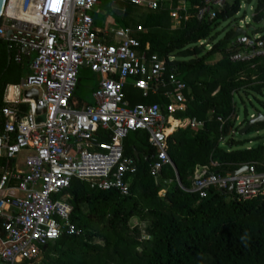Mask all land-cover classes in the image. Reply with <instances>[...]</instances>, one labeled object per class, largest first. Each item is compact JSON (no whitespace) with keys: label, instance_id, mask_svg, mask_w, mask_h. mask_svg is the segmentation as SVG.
Segmentation results:
<instances>
[{"label":"built area","instance_id":"obj_1","mask_svg":"<svg viewBox=\"0 0 264 264\" xmlns=\"http://www.w3.org/2000/svg\"><path fill=\"white\" fill-rule=\"evenodd\" d=\"M165 1L112 0L147 10H156ZM227 1L203 0L196 18H215V10ZM98 2L3 1L0 39L13 62L27 61L28 72L18 84L6 86L0 106V264H43V247L63 233L79 234L70 220L65 193L72 179L95 190L129 193L137 170L134 159L123 152L129 133H147L154 150L150 175L157 176L164 166H173L166 153L171 121L177 123L175 129L203 127V121L178 117L186 111L187 87L177 76L175 56L141 50L136 37L144 30L140 26L100 35L91 16ZM186 10L184 1L171 8L175 26L187 18ZM249 22L247 17L239 20L245 26ZM228 51L232 62L262 56L264 34H239ZM82 68L100 79L92 91L94 103L79 106L75 91ZM127 83L143 98L158 95L162 102L132 105L126 97ZM26 90H36L37 98L24 97ZM9 91L12 98H7ZM258 165L243 164L246 170L235 176L231 171L219 174L195 168L189 187L179 186L203 198L209 188L225 191L232 181L233 197L249 201L264 196V171Z\"/></svg>","mask_w":264,"mask_h":264},{"label":"trees","instance_id":"obj_2","mask_svg":"<svg viewBox=\"0 0 264 264\" xmlns=\"http://www.w3.org/2000/svg\"><path fill=\"white\" fill-rule=\"evenodd\" d=\"M179 1L188 6L187 18L172 28L170 10ZM241 1H227L211 20L196 18L203 0H166L156 10L128 6L130 18L119 21L144 29L136 34L141 50L176 58L177 76L187 87L186 111L178 117L195 118L204 124L201 129L186 126L168 135L166 153L173 166H164L157 176L150 175L153 149L147 133H129L123 140V151L134 159L137 170L127 195L95 190L85 181L72 179L65 193L70 220L79 234L63 233L48 243L43 249V264H264V196L239 201L209 188L201 198L179 186L189 187L193 170L200 167L225 174L257 162V169L264 171L263 144L237 150L228 139L233 129L234 95L264 86V55L230 61L234 29L209 44L210 49L205 46L218 21L236 14ZM251 23L258 26L253 31L264 32V0H256ZM201 40L205 43L182 51ZM202 47L207 49L204 53ZM24 72L25 66L12 61L6 42L0 39V106L6 86L18 84ZM79 84L80 78L75 94ZM126 97L132 104L162 102L158 95L141 98L132 88L127 89ZM161 190L163 195L158 194ZM132 218L145 226H132Z\"/></svg>","mask_w":264,"mask_h":264},{"label":"rangeland","instance_id":"obj_3","mask_svg":"<svg viewBox=\"0 0 264 264\" xmlns=\"http://www.w3.org/2000/svg\"><path fill=\"white\" fill-rule=\"evenodd\" d=\"M102 6L100 7L98 13L95 15L96 19V27L98 28H108V27H118L122 25V23L118 20L120 14L115 12L114 6L111 4V0H100ZM120 5V3H117ZM256 4V0H242L241 8L238 12L231 17L218 21L216 27L210 34V37L206 38V43L214 44L218 40L222 39L231 29H236L239 27L241 30L245 31L247 35H252L253 28L257 29V25L249 22V26L241 25L239 20H243L244 17L251 20V16L253 14V7ZM130 5H125L126 9ZM130 8V7H129ZM128 8V10H129ZM123 19H129L131 13L127 11L126 14L121 15ZM134 18L136 14L133 15ZM241 26V27H240ZM258 34H263L264 32L256 30ZM195 47H198V43L193 42L184 47L182 51L191 50ZM201 53H204L207 49L202 47ZM185 58V57H184ZM188 58V57H187ZM216 56L214 55L212 59L214 60ZM211 60V59H210ZM25 73L23 74V77ZM82 80L79 85V88L76 93L77 100L81 105L92 103V87L93 83L90 80L91 74L87 70H82L81 73ZM7 98H12V91L6 92ZM235 102V112L234 116H232L233 120V129L238 130L242 128L251 116L256 114L264 115V86L260 87L258 90L252 88H246L240 90L234 95ZM133 135V132L130 133ZM228 139L232 141V149L244 150L253 148L259 144L264 145V123H260L252 126L245 134L238 135L230 134ZM23 157V156H19ZM159 195L164 194V190H161ZM131 225H139L142 229L145 226V223H140L137 218L131 219Z\"/></svg>","mask_w":264,"mask_h":264},{"label":"crops","instance_id":"obj_4","mask_svg":"<svg viewBox=\"0 0 264 264\" xmlns=\"http://www.w3.org/2000/svg\"><path fill=\"white\" fill-rule=\"evenodd\" d=\"M118 3H120V2H118ZM111 4L114 6V8H115V12L117 13V14H120V16L118 17V20H125V19H123V16H121V15H123V14H126V7H125V5H129V4H124V3H120V5H118V4H116V3H113L112 2V0H111ZM102 6V3H100V0H99V2H98V4L94 7V9L92 10V12H91V16H92V19H93V28L100 34V35H102L103 33H105V32H109L110 30H113V29H115V28H118V27H124V25H120V26H118V27H108V28H98V27H96V19H95V15L98 13V11H99V9H100V7ZM134 6V5H133ZM121 22V21H120ZM129 27H133V26H129ZM177 26H175V25H173L172 26V28H176ZM134 28V27H133ZM27 61H23L22 63H20V65H23V66H25V75L27 74V72H28V67H27ZM82 70H87L88 72H90V74H91V77H90V80L89 81H92V83H93V87H92V91L95 89V86H96V84H97V80L98 79H100V76H98V75H96V74H94V73H92L90 70H88L87 68H82V69H80V71H79V74H78V80H79V78H80V83H81V80H82V76H81V73H82ZM23 73V74H24ZM23 74H22V76H21V78H23ZM80 85V84H79ZM134 89L133 88V86L130 84V83H127L126 84V86H125V92L127 91V89ZM135 91H137L136 89H134ZM139 92V91H138ZM139 94H140V92H139ZM75 96H76V94H75ZM140 96H141V94H140ZM141 98H142V96H141ZM128 99V98H127ZM92 103H88V104H93L94 103V99L92 98ZM129 100V99H128ZM76 101H77V103H78V105L79 106H84V105H86V104H83V105H81L80 104V102L77 100V97H76ZM129 102H130V100H129ZM131 103V102H130ZM132 104V103H131ZM135 104H137V103H135ZM133 105V104H132ZM23 106V105H22ZM174 122V121H173ZM176 123V122H175ZM170 127H172V122H171V125H170ZM170 127H168V128H170ZM178 129V128H177ZM174 130H176L175 128H173V130L172 131H170V132H168V130H167V132H168V135L171 133V132H173ZM154 151V150H153ZM124 152V151H123ZM136 152V151H135Z\"/></svg>","mask_w":264,"mask_h":264},{"label":"water","instance_id":"obj_5","mask_svg":"<svg viewBox=\"0 0 264 264\" xmlns=\"http://www.w3.org/2000/svg\"><path fill=\"white\" fill-rule=\"evenodd\" d=\"M3 1L4 0H0V12L2 9ZM244 33H245L244 31L240 30L239 28H236L235 32L233 34V37H236L239 34H244ZM24 97H33L36 99L37 98V92H36V90H26V91H24ZM260 123H264V115L258 113L256 115L251 116V118L248 120V122L242 128L238 129L237 131L232 129L231 134L233 135V134L237 133L238 135H243L252 126L260 124ZM134 155H135V157H137L136 152H134ZM263 163H264V151H263ZM245 170H246V166H242L238 170L231 171L230 174H231V176H235V175H238V174L244 172ZM223 193L225 195L233 196V182L232 181L229 182L227 190L223 191ZM45 248H46V246L43 247V249H45Z\"/></svg>","mask_w":264,"mask_h":264},{"label":"bare ground","instance_id":"obj_6","mask_svg":"<svg viewBox=\"0 0 264 264\" xmlns=\"http://www.w3.org/2000/svg\"><path fill=\"white\" fill-rule=\"evenodd\" d=\"M171 122H172V127L168 128V132H169L170 130H173V128L176 127L175 123H174L173 121H171Z\"/></svg>","mask_w":264,"mask_h":264},{"label":"snow or ice","instance_id":"obj_7","mask_svg":"<svg viewBox=\"0 0 264 264\" xmlns=\"http://www.w3.org/2000/svg\"><path fill=\"white\" fill-rule=\"evenodd\" d=\"M51 235H54L55 233H50Z\"/></svg>","mask_w":264,"mask_h":264}]
</instances>
